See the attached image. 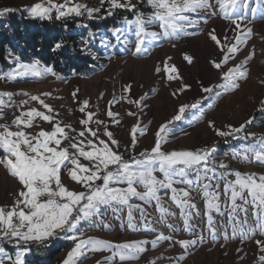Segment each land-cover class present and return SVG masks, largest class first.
<instances>
[{
    "label": "rangeland",
    "instance_id": "obj_1",
    "mask_svg": "<svg viewBox=\"0 0 264 264\" xmlns=\"http://www.w3.org/2000/svg\"><path fill=\"white\" fill-rule=\"evenodd\" d=\"M54 2L62 4L64 0H54ZM73 2L83 3L92 8L100 7L101 11L94 14V18L91 19L84 15L68 16L59 20L78 18L81 21L88 19L99 24L112 20L109 25L91 27L86 24L88 27L85 28V40L81 48L88 46L92 48L88 51L96 60L97 67L85 75L67 79L52 74H45L42 78L27 75L8 79L9 73L17 71V64L31 65L37 62L36 60L20 62L8 54L5 62L9 66L4 67L0 64V76L5 77L0 79V92H10L14 95L10 101L8 97L3 98L11 106L3 109L4 116L0 118V124H8L12 131H16L12 121L21 114V111L36 108L46 112V109L37 101H31L28 96L17 94L27 92L31 95H40L41 99L54 109L52 115L55 116L56 121L70 124L79 132L83 127L79 121L86 118V114L81 113L79 108L83 106V101L87 100L89 103L86 111L96 113L93 121L99 119L104 122L100 126L93 122L90 127L94 130L99 127L100 138L107 140V137L102 134L104 127L107 126L114 138L119 141V151L123 154L124 160H130L131 157H138L140 152L150 150L154 146L156 131L160 125L165 124L177 114L181 105L196 103L197 108L186 109L182 119L170 125L173 131L168 136V142L162 145L163 150L165 152L196 151L215 146L216 152L213 154V160L217 165L214 179L211 181L202 179L201 186L194 184L188 188L190 196L185 199H188L189 203L195 207L181 208L172 201L170 189H161L159 192L161 206L165 210L163 215L157 209L154 200L145 202L135 197L129 201L131 208L129 205L119 204L112 207L102 206L99 215L81 222L80 231L84 233L83 238L92 237L108 241L112 245L146 241L147 243L142 245L146 251L139 253L138 259L122 261L119 254L113 256V252L117 251L115 248L101 251L87 250L78 264H98V262L99 264H150L152 261L156 264H259L258 258L264 255V252L260 250L256 241L264 242V235L261 234L259 228H256L257 219L253 214L256 209L248 204L246 205L247 217L243 211L238 209L235 213L237 219L230 220L231 193L229 192L227 196L224 194L225 183L236 179L233 174L236 171L242 174L255 173L257 177L264 175V166L255 162H245L239 156L234 155L246 147L253 145L259 147L256 142L260 136H264V103H262L264 102V18H261L259 12L253 17L250 9L256 7L255 0H250V8L247 10L240 7L238 13L245 17L242 21H238L241 24L238 31L245 32L251 28L252 35L246 44L239 45L235 58L230 59L226 65H222V70L215 68L213 61L219 63L224 53L221 51V46L217 45L209 34L215 30L214 34L222 44L230 46L236 42L234 37L238 33L233 31L235 24L223 18L215 0H211L213 7L210 10L185 13L191 20L196 21L194 26L183 22L184 32L188 33L187 35L180 34L174 38L165 37L158 22L149 25L148 31L156 32L158 35L154 38H146L149 50L140 55H133L136 36L134 29L128 30L124 18L133 20L137 13H142L145 18L151 15L154 10L147 0L143 3L132 0V3L137 4L135 10L129 12L118 9L115 10L113 16H106L105 9L108 5L105 3L101 6L100 0H73ZM36 3H44L47 6V0H0V9H16V11L25 13L27 18L33 19L25 9ZM261 7H264V0H262ZM213 12L216 14L213 15ZM56 15L57 13L53 10L52 17L55 18ZM80 25H85V23L81 22ZM114 28L120 29L115 35L109 31ZM250 53H253V57L244 65L248 70L247 79L238 81L240 85L238 89L223 92V89L217 87L224 82L223 73L234 65L244 62ZM185 55L192 57L191 63L184 59ZM166 64L168 67L175 66L179 79H168V75L177 74L166 72ZM38 67L50 68L41 63ZM157 68L160 69L159 72ZM128 85L131 87L125 91ZM184 85L189 87L184 88L182 92L178 91ZM204 87H212L214 92L205 93L202 90ZM77 89L79 91L74 99L72 93ZM217 91L222 95L217 97L215 95ZM42 93H50V95L44 96L41 95ZM24 100L28 103L19 107L20 102ZM137 101L139 103H136ZM109 110L118 114L115 119L119 121V124L114 123L112 118L107 116ZM130 112L135 115H129ZM201 112L203 113L202 118H200ZM250 119L252 123L246 126L245 132L254 133L255 138L249 136L244 139L245 133L239 134L240 139L232 136L218 137L208 123L213 121L216 128L227 130V125L239 127ZM134 126H137L138 130L137 144L133 148L131 130ZM52 127V124L37 118L34 121V127L25 130L35 134L40 128L51 131ZM141 128L146 129L143 135L139 131ZM71 134L75 135V133ZM68 143L69 141H65L62 146H67ZM81 162L88 163L83 159ZM221 162L226 164L227 168L218 167ZM155 174L162 178L159 172ZM208 175L212 176L213 173L209 172ZM189 178L194 179L195 174H191ZM61 179L70 190H84L81 185L70 180L67 170L62 169ZM96 183L99 184L102 181ZM208 183L211 184L210 192L220 193L219 212L214 209L209 210L206 206L202 185ZM116 186L126 187V185ZM174 187L181 189L188 186L175 184ZM20 189L18 181L0 165V206L11 207ZM138 190L143 191V188L138 187ZM245 196L247 197V192ZM247 198L250 199V197ZM236 203L242 205L243 201L237 199ZM129 210L132 213L131 222L135 226L134 229L128 226ZM209 216H211V227H209ZM186 219L187 227L185 226ZM262 219H264V212H262ZM145 224L148 225L147 229L144 227ZM241 227L245 231L256 228V234L242 241L239 238ZM234 228L236 238H233ZM160 234L170 236L172 239L160 240L153 247L151 241ZM64 236L65 233H60L59 236L52 237L43 244L33 242L27 245L28 251L24 258L26 264H62L68 252L74 247V242L64 239ZM197 236H203V242H198L188 249H184L178 243L181 240L195 239ZM2 246L4 255L14 259L18 251L15 244L5 240ZM5 264H11V261L6 259Z\"/></svg>",
    "mask_w": 264,
    "mask_h": 264
},
{
    "label": "snow or ice",
    "instance_id": "obj_2",
    "mask_svg": "<svg viewBox=\"0 0 264 264\" xmlns=\"http://www.w3.org/2000/svg\"><path fill=\"white\" fill-rule=\"evenodd\" d=\"M144 0H138V3H143ZM219 6L223 18L230 20L235 24V29L238 34L234 37L235 43L230 46L222 44L217 38L214 31L210 33V38L221 46V51L224 53L223 59L217 63L213 61V65L217 69L222 70V65H226L230 59L235 58V54L239 51V45L246 44L248 38L252 35L251 28L245 32H239L241 24L238 21L245 19L243 15L238 14L239 8H250V0H215ZM256 7H251L253 17L259 14L264 18V7H261L262 0H255ZM107 3L108 8L105 9L106 16H113L115 10L123 9L132 12L137 8V4L132 3V0H100V5ZM147 3L154 10L147 18L142 13H137L133 20H128L125 17V23L128 30L134 29L136 36L135 51L133 55L146 53L149 49L146 45V38H154L158 35L156 32L148 31V26L154 23H159V27L163 30L165 37H176L180 34L187 35L184 32V23L194 26L196 21L191 20L185 13H196L201 10H210L213 5L211 0H147ZM57 13L55 19L66 18L68 16L80 17L87 15L88 18H94V14L101 11L100 7L92 8L83 3H74L73 0H64V3L57 4L54 0H47V6L44 3H36L30 8L25 9L29 16L33 19L51 20L52 12ZM16 9L3 8L0 9V16L14 12ZM215 15L216 13H212ZM104 18V17H100ZM87 28L88 25H78ZM114 35L120 29H109ZM227 40V37H225ZM62 46L57 43L55 47L58 49ZM253 53H250L246 60L240 64H236L223 73V83L217 87L223 89V92L234 91L239 88L238 81L247 79L248 70L244 65L247 60L252 59ZM184 59L188 63L192 62V57L185 55ZM39 62L31 65L17 64V71L9 73L7 78L14 79L27 75L35 77H43L45 74L56 75L50 68H39ZM160 69L157 68V72ZM165 71L176 73L177 75H168V79H179L178 70L175 66H165ZM0 76V79H4ZM59 78V77H58ZM130 85L125 87V91L130 89ZM189 87L184 85L178 91L182 92L184 88ZM203 92L212 94L214 88L204 87ZM77 89L72 93L73 98L77 96ZM19 95L28 96L31 101H37L43 106L45 111H40L36 108H30L27 111H21L12 125L16 127V131L11 130L8 124H0V150L4 156L0 158L2 165L8 173L14 177L21 189L16 194V198L11 207L0 206V264H5V260L11 261V264H26L25 255L28 251L27 245L37 242L43 244L52 237L59 236L60 233H65L64 239L72 240L74 247L68 252L62 264H78L81 257L84 256L87 250L101 251L109 248H115L113 256L119 254L120 259H138V254L146 251L142 245L146 241H133L122 244L112 245L108 241H101L92 237L83 238L84 233L80 231L82 221H87L94 216L99 215L102 206L112 207L116 204L129 205L131 198L135 197L141 201H155L157 209L163 215L165 210L161 206V197L159 192L161 189H170L172 192L171 199L181 208L195 207L189 203L188 198L191 188L194 184L201 186L202 179L211 181L215 178V169L213 154L216 152L215 146L207 149L196 151L179 150L165 152L162 145L168 142V136L173 129L170 128L175 121L182 119L184 112L189 108H197L198 104L181 105L177 114L165 124L160 125L155 133V143L150 150H145L139 153V156H133L130 160H124L123 154L119 151L120 143L114 138L107 126L104 127L103 136L107 140L101 139L99 127L93 129L91 123L97 126L103 125L104 122L96 119L93 121L96 113L86 111L88 101H83V106L79 108L81 113L86 114V118L79 121L82 125V130L77 132L70 124H63L55 120L54 109L46 104L40 95H31L27 92L17 93ZM14 94L10 92H0V118H3L5 107L11 106L3 99L8 97L11 100ZM47 96L50 93H42ZM176 95V93H173ZM219 97L221 92H215ZM28 103L27 100L21 101L19 107H23ZM133 103V101H129ZM136 103H139L138 101ZM264 103V102H262ZM211 107V105H209ZM135 115V113H128ZM58 115V114H56ZM116 113L109 110L107 116L112 118L113 122L119 124L115 119ZM203 113L201 112V117ZM39 118L43 122L52 124L51 131H45L40 128L38 132L32 134L25 129L34 127V121ZM55 121V122H54ZM209 127L213 128L218 137L232 136L235 139H240V133H245L244 139L249 136L255 138L254 133H246L245 129L252 120H248L245 124L239 127L227 125V130H222L215 127L213 121H209ZM39 127V125H36ZM137 126L131 130L132 147L137 144ZM143 135L146 129H139ZM71 133H75L72 135ZM87 134V135H86ZM91 137V138H89ZM65 141H69L67 146H62ZM259 147L253 145L241 149L234 153L245 162H255L260 166H264V136H260L256 142ZM81 159L88 163H82ZM211 165V166H210ZM218 167L227 168L223 162L219 163ZM62 169L67 170V174L71 181L81 185L83 191L70 190L61 179ZM162 174V178L155 173ZM213 173L209 176L208 173ZM195 174V178H189L191 174ZM236 179L227 181L224 186V194L227 196L230 192L231 211L229 213L230 220H236L235 213L239 209L245 213L247 217L248 208L246 205L251 204L254 215L257 219L256 228L261 230L264 235V175L255 173H244L239 171L233 173ZM102 181V183H96ZM175 184H184L187 188L177 189ZM116 185H126V187H117ZM138 187H142L143 191H139ZM203 196L206 199V206L209 210L214 209L220 211L219 198L220 193L210 192L211 184H203ZM217 188L219 185L217 184ZM247 192V197L245 196ZM237 199L243 201L242 205L236 203ZM131 208V206L129 205ZM139 207V206H137ZM115 210V209H114ZM143 215V210H142ZM132 213L129 210V227L135 228L132 224ZM246 223V220H245ZM188 221L185 220L187 227ZM107 227V225H105ZM144 227L147 229L148 225ZM209 227H211V216H209ZM256 228H251L245 231L241 227L239 238L243 241L256 234ZM71 233V235H68ZM213 237L215 238V230L213 229ZM233 238H236V229H233ZM172 237L160 234L156 239L151 241L153 247L160 240H171ZM14 243L18 251L15 258L4 255L2 243L4 241ZM203 236H197L192 240H181L178 243L184 249L190 246H195L198 242H203ZM260 246V250L264 252V242L256 241ZM259 264H264V255L258 258ZM99 264V262H98ZM150 264H156L155 261Z\"/></svg>",
    "mask_w": 264,
    "mask_h": 264
},
{
    "label": "trees",
    "instance_id": "obj_3",
    "mask_svg": "<svg viewBox=\"0 0 264 264\" xmlns=\"http://www.w3.org/2000/svg\"><path fill=\"white\" fill-rule=\"evenodd\" d=\"M81 22L96 27L109 25L112 20L100 24L78 18L38 20L27 18L21 11L8 13L0 18V64L8 67L5 58L11 54L20 62L36 60L66 79L89 73L97 67V62L88 51L91 47L81 48L86 35V29L78 26ZM57 43L62 44L58 49ZM2 154L0 151V158Z\"/></svg>",
    "mask_w": 264,
    "mask_h": 264
}]
</instances>
